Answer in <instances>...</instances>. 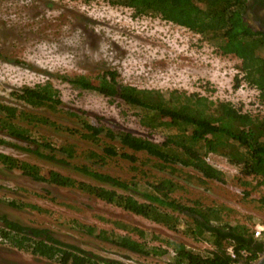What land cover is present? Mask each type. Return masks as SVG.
Listing matches in <instances>:
<instances>
[{
	"label": "rangeland",
	"instance_id": "374dc122",
	"mask_svg": "<svg viewBox=\"0 0 264 264\" xmlns=\"http://www.w3.org/2000/svg\"><path fill=\"white\" fill-rule=\"evenodd\" d=\"M240 68L239 59L221 55L199 35L159 18H133L131 10L111 7L104 0H0V104L18 106L14 94L20 88L50 82L60 92L61 112L48 115L58 126L72 130H80L81 125L66 112L83 115L113 132L130 133L155 143L164 139L161 130L141 126L136 112L119 100L74 90L60 79L64 75L94 79L104 71L117 72L121 84L150 90L160 103L173 91L196 94L263 118L264 101L260 102L258 91L246 83ZM4 137L0 131V138ZM33 137L39 144L76 146L78 153L101 151L60 129L39 128ZM5 141L0 146L1 153L36 165L44 173L56 171L100 190L113 189L131 198L136 211L115 206L96 195L36 183L16 170L0 166V216L28 227L46 228L63 242L121 264H168L173 256L169 242L184 244L200 253L211 249L205 240L186 236L183 226L171 232L143 218L139 211L146 201L140 194L76 175L72 165L82 163V159H74L72 167L65 168L25 151L29 148L48 156V149L42 146L28 147L7 137ZM132 154L139 159L135 164L111 160L108 165L92 169L124 181L135 176L141 183H160L181 204L199 202L203 209L218 210L222 224L243 226L250 233L256 226L264 225V209L258 203L264 196V187L256 186L252 178H241L226 159L214 155L206 158L208 164L223 173L224 181L219 183L203 179L191 168L178 166L159 171L144 153ZM132 166L143 170L134 172ZM114 223L136 231L123 230ZM99 231L127 236L150 254L141 256L116 247L97 238ZM0 264L55 263L3 245L0 238Z\"/></svg>",
	"mask_w": 264,
	"mask_h": 264
},
{
	"label": "trees",
	"instance_id": "16d2710c",
	"mask_svg": "<svg viewBox=\"0 0 264 264\" xmlns=\"http://www.w3.org/2000/svg\"><path fill=\"white\" fill-rule=\"evenodd\" d=\"M104 1L111 7L131 10L133 18H159L184 28L199 35L221 55L235 56L241 61L244 80L258 91L260 102L264 101V32L254 33L243 23L247 0ZM117 77L115 71H104L94 79L81 75H64L60 79L74 90L97 93L111 101L119 100L136 112L141 126L161 130L164 136L161 142L155 143L130 133L107 130L73 112L65 114L79 121L80 130L58 126L48 114L61 112V97L59 90L50 82L20 88L14 94L18 106L0 104V131L5 137L27 144L28 147L36 144L37 147L48 149V156L29 148L25 151H31L65 168L70 167L74 159H82V163L72 165L76 175L109 188L140 194L146 201L139 211L143 218L171 232L183 226L186 236L196 241L205 240L211 246V249L200 253L184 244L169 242L173 256L168 264H234L239 260V252L243 250L250 253V261L256 259L258 254L264 252V237L254 240L253 233L247 228L222 224L218 210L203 209L199 202L191 206L181 204L171 198L160 183H141L135 176L124 181L92 168L108 165L111 160L135 164L139 159L132 153H144L159 171L178 166L191 168L203 179L222 183L223 173L206 161L207 157L214 155L226 159L238 170L241 178H252L256 180V186L264 187V117L241 112L227 102L213 103L203 96L175 91L170 92L160 103L150 90L121 84ZM39 128L60 129L75 134L83 143L101 148V151L92 149L78 153L73 145L60 144L55 147L50 143L39 144L33 137ZM5 137L0 138V146L7 143ZM105 137L112 143H107ZM144 165V162L140 163L141 167ZM0 166L8 171L16 170L38 183L96 195L115 206L136 211L131 198L113 189L100 190L84 180L56 171L44 173L36 165L1 152ZM131 169L134 172L143 170L136 166ZM243 184L249 185L247 182ZM258 203L264 209V196ZM11 206L15 205L11 203ZM205 213H208V217ZM0 225L3 245L30 253L35 258L55 264H121L63 242L46 228L21 225L6 216H0ZM114 225L130 232L136 231L126 225ZM97 238L141 256L150 254L127 236L99 231ZM228 248L235 252L238 257L236 260L227 254Z\"/></svg>",
	"mask_w": 264,
	"mask_h": 264
},
{
	"label": "flooded vegetation",
	"instance_id": "af4514ba",
	"mask_svg": "<svg viewBox=\"0 0 264 264\" xmlns=\"http://www.w3.org/2000/svg\"><path fill=\"white\" fill-rule=\"evenodd\" d=\"M242 20L252 32H264V0H247Z\"/></svg>",
	"mask_w": 264,
	"mask_h": 264
},
{
	"label": "built area",
	"instance_id": "2783aa9c",
	"mask_svg": "<svg viewBox=\"0 0 264 264\" xmlns=\"http://www.w3.org/2000/svg\"><path fill=\"white\" fill-rule=\"evenodd\" d=\"M253 239L254 240H261L264 237V225L256 226L253 230ZM227 254L233 259L236 260L238 257L236 256L235 252L232 248L227 249ZM251 255L249 252L243 250L239 252V260L236 261L234 264H249Z\"/></svg>",
	"mask_w": 264,
	"mask_h": 264
},
{
	"label": "water",
	"instance_id": "95a60500",
	"mask_svg": "<svg viewBox=\"0 0 264 264\" xmlns=\"http://www.w3.org/2000/svg\"><path fill=\"white\" fill-rule=\"evenodd\" d=\"M249 264H264V252L258 254L257 258L252 260Z\"/></svg>",
	"mask_w": 264,
	"mask_h": 264
}]
</instances>
